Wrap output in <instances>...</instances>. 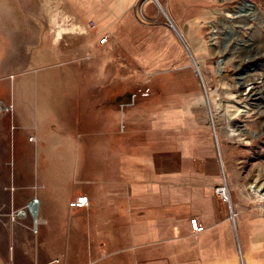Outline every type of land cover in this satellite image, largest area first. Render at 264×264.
<instances>
[{
  "label": "rangeland",
  "instance_id": "rangeland-1",
  "mask_svg": "<svg viewBox=\"0 0 264 264\" xmlns=\"http://www.w3.org/2000/svg\"><path fill=\"white\" fill-rule=\"evenodd\" d=\"M237 1L241 16L233 21L228 15L215 37L173 20L185 46L174 30L165 35L157 30L165 20L157 5L156 18L147 24L137 9V26L129 29L136 35L114 38L92 24H82L78 35L59 20H10L0 5V208L10 195L9 219L26 208L15 199L43 189L27 186L37 176L64 178L67 208L81 194L89 199L86 208L75 210L76 218L67 219L64 261L55 264L176 263L172 220L141 213L149 186L143 170L154 168L161 141L172 150L176 142L183 153L179 176L193 168L194 184L208 181L214 198L224 177L219 148L228 150L236 177L252 172L261 179L255 186L264 187V0ZM105 36L106 43L98 45ZM190 38L194 42L188 44ZM97 94L116 100L113 117L105 116V109L91 110ZM108 125L115 132L113 150L93 148L96 139H105ZM17 132H26L23 146H16ZM190 140L194 147L187 148ZM166 147L162 151H169ZM187 150L194 152L193 160H186ZM163 168L173 179V159ZM162 185V196H173V180ZM20 219L30 222L37 241L40 228L33 218ZM73 221L80 224L79 242L73 239ZM257 226L248 224L237 239L234 235L237 264H264V230ZM202 248L190 264H209L220 250Z\"/></svg>",
  "mask_w": 264,
  "mask_h": 264
},
{
  "label": "crops",
  "instance_id": "crops-1",
  "mask_svg": "<svg viewBox=\"0 0 264 264\" xmlns=\"http://www.w3.org/2000/svg\"><path fill=\"white\" fill-rule=\"evenodd\" d=\"M140 2H142V13L147 21L156 18V5L165 14V20L159 22L161 26H158L159 29H157L163 35L170 34L173 29H176L173 20L181 21L183 19L190 22L188 28L202 31V34L206 32L207 35L215 37L217 34L215 29L221 28L222 30H218V34H220L223 31L225 20L232 19L235 21L241 16L240 8H236L237 0H155L156 3L154 0H0V5H4L8 10L5 11V14L8 15L10 20L14 18L16 20L35 21L59 20L63 22V27L66 30L75 31L78 35L80 33H77V31H79L82 24H92L95 27H103L100 29L103 30L104 34L114 38L136 35L135 32H130L129 29L137 26V9ZM179 14H185V16L181 17ZM230 14H232V18L229 19L227 17ZM147 21H145L146 24ZM144 28L146 29L147 26H144ZM150 29L152 30V28ZM119 30L123 31L118 32ZM178 34L186 43L184 34L180 32ZM188 35H190L189 32L186 33V36ZM193 35H195V32L192 33ZM187 42L191 44L194 39L190 38ZM194 65L196 67V63ZM72 96L75 98V95ZM92 97L89 104L91 110L102 111L105 109V116H114L116 100L113 99L112 95L105 94V97L102 98L97 94ZM64 107H67L66 102H64ZM98 115H101V113H97ZM111 129L108 125L105 135L103 134L102 137L105 139L100 141L96 139L93 148L113 150L114 146L111 139H113L115 132L113 127ZM95 132V137H97L98 131ZM25 139L26 132H17L15 134L16 146L22 145ZM188 143L187 148L194 147L193 140ZM166 145L169 151H162V149L167 148ZM171 146V143L161 141L158 146L159 152L154 154L156 156L153 160L154 168L149 167L146 169L145 167L143 170L145 180H148V183L144 184H149V186L144 185L143 195L146 199L143 202L145 207L141 210L143 217L155 218V215H157L159 218L166 216L169 220H172L175 264H190L193 254L203 252V244L217 245L220 249L215 257L208 260L209 264H237L234 235L237 239L241 234V230L247 228L248 224L249 228L257 224L260 229L264 230V221L255 211L248 193L251 190L250 186L259 184L261 179L252 172L242 174L241 178L236 177L232 168L228 166L230 165L227 156L228 150L219 148V162L224 176L223 184L227 187L229 193V202L225 203L219 198H214L208 181L202 184H194L193 168H190L191 173L186 169V175L184 177L179 176L177 160L179 156H183V153L179 155L176 142L173 145V150ZM192 150L185 152L186 160H193L194 152ZM106 155L111 156L113 152H106ZM146 158L149 161L147 156ZM146 158L143 160L144 165L148 163ZM172 159L173 179L170 177L169 170L163 168V164ZM57 177H61V175L31 178L32 183L27 186L40 184L43 189L36 192L27 190L28 192L23 197H16L15 199V202L19 201L18 204L22 206L29 204L33 198L40 199L38 220L36 224L32 222L33 225L40 228L37 241L31 233L30 222L23 221L20 218L12 221L5 214L10 210L11 202L14 203L11 200L13 199L12 195H10L11 199L9 198L6 205L1 206L0 264H55V260L64 261L63 252L65 251H63V246L66 245V221L67 219L76 218L74 212L78 209L67 208L64 178L61 181ZM163 180H173V196L171 193L162 196ZM57 192L61 197L58 195V198H56ZM89 195L91 196V194ZM2 208H4L3 211ZM251 215L259 217L261 221L249 222L248 218ZM230 217L232 218L230 219ZM191 218H196L205 231L193 235L189 226ZM72 235L75 242L77 240L79 242L81 231L78 221L77 224L76 221H73ZM182 245L181 250L178 246ZM241 249L242 244L239 241L240 257L243 256ZM178 251L183 254V258L179 260ZM242 263L244 264V260H242Z\"/></svg>",
  "mask_w": 264,
  "mask_h": 264
},
{
  "label": "built area",
  "instance_id": "built-area-1",
  "mask_svg": "<svg viewBox=\"0 0 264 264\" xmlns=\"http://www.w3.org/2000/svg\"><path fill=\"white\" fill-rule=\"evenodd\" d=\"M154 2H155V0H154ZM141 5H142V2H140V5H139L138 18L141 22H145V21H147V19L145 18V16L142 13ZM106 41H107V38L105 36V37L98 40V45H104L106 43ZM0 108H1L0 109V112H1L2 107L0 106ZM10 109H12V107L4 109V112H9ZM214 193L223 202H227V203L229 202V200H228L229 193H228L227 187H225L224 184L217 187L215 189ZM255 194H254L255 197H253V200L251 202H252L258 216L264 221V191L262 192V190H260L259 192H256ZM33 201L35 202V204H37L36 202H38L36 198L33 199ZM88 204H89L88 197L85 195H81V196L76 197L75 199H73L69 203V208H71V209H84L88 206ZM28 214L32 217L31 210L29 209V204L26 208L19 209L18 211L13 212L10 215V219L12 221H15L18 218L26 217ZM33 223L36 224L35 222H33ZM189 226H190L191 233L193 235H198V234H201L202 232L205 231L204 227L197 221L196 218H191L189 220Z\"/></svg>",
  "mask_w": 264,
  "mask_h": 264
},
{
  "label": "bare ground",
  "instance_id": "bare-ground-1",
  "mask_svg": "<svg viewBox=\"0 0 264 264\" xmlns=\"http://www.w3.org/2000/svg\"><path fill=\"white\" fill-rule=\"evenodd\" d=\"M1 109V108H0ZM225 186V185H224ZM250 189L252 190L251 192L252 193H256V192H259L260 190L264 189V187L260 186V187H257V186H250ZM226 191V190H225ZM34 202V201H33ZM37 203V202H36ZM30 205V204H29ZM38 208V206L36 205L35 208H33V206L31 208H29L31 210V215L33 217V222L36 223V221L38 220V211H36Z\"/></svg>",
  "mask_w": 264,
  "mask_h": 264
},
{
  "label": "water",
  "instance_id": "water-1",
  "mask_svg": "<svg viewBox=\"0 0 264 264\" xmlns=\"http://www.w3.org/2000/svg\"><path fill=\"white\" fill-rule=\"evenodd\" d=\"M174 31H175V33H176V35L179 37V39L182 41V43L184 44V41L182 40V38H181V36L178 34V32L175 30V29H173ZM184 46H185V44H184ZM191 59H192V57H191ZM192 61H193V63H194V60L192 59ZM221 62H222V60H221ZM33 206V208H35V206H36V204H35V202H33V201H31L30 202V205H29V208H31Z\"/></svg>",
  "mask_w": 264,
  "mask_h": 264
}]
</instances>
